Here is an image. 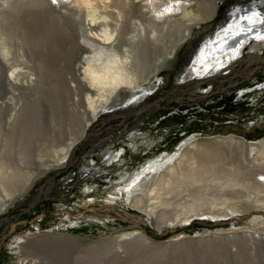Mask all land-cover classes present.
<instances>
[{"label": "bare ground", "instance_id": "1", "mask_svg": "<svg viewBox=\"0 0 264 264\" xmlns=\"http://www.w3.org/2000/svg\"><path fill=\"white\" fill-rule=\"evenodd\" d=\"M226 1L0 0V226L1 219L5 220L9 233L21 225L19 219L16 224L8 220L9 211L19 203L37 200L36 188L42 190L55 179L48 174L75 163L76 150L87 144L95 127L103 126L101 133L113 130L114 134L122 125L125 138L142 137L125 122L127 110L156 91L158 79L175 66L181 51L197 38V31L217 20ZM262 21L264 0H247L232 9L225 23L201 38L200 46L184 57L183 72L175 75L182 79L181 88L194 90L204 83L223 82L248 48L244 68L255 61L264 63ZM211 91L212 87L203 94ZM263 93L264 83H259L240 90L238 97ZM47 112L48 124L43 122ZM114 117L119 120L108 121ZM110 137H105L108 142ZM108 142L93 146L91 153L105 154ZM119 158L112 152L105 155L111 165ZM226 161L236 164L218 174L216 165ZM159 162L142 174H120V192L127 193L128 209L138 214L112 209L107 215L134 225L104 242L118 248L142 243L168 255L172 249L180 252L226 243L232 248L264 245V228L230 229L228 234L210 232L209 236L205 232L165 243L136 229L145 223L164 236L197 220L218 224L224 218L236 222L240 221L236 216L264 215V138H189ZM79 169L80 175L91 172ZM40 194L51 197L45 191ZM89 220L83 216L77 223ZM260 220L256 216L254 225H261ZM99 222L106 228L110 225ZM75 240L26 230L4 244L13 255L33 264H67V255L90 245Z\"/></svg>", "mask_w": 264, "mask_h": 264}, {"label": "rangeland", "instance_id": "2", "mask_svg": "<svg viewBox=\"0 0 264 264\" xmlns=\"http://www.w3.org/2000/svg\"><path fill=\"white\" fill-rule=\"evenodd\" d=\"M245 3L247 0H227L217 20L198 30L197 38L195 37L181 51L175 66L158 79L156 91L143 99L141 103H137L132 109L131 107L129 110L126 109L129 114L132 113L128 118L126 117L127 119L125 118L128 127L136 129L137 136L139 134L143 136L134 140L126 137L115 142L116 135L121 134L124 126L121 125L116 130L114 129V134H111L113 130L101 133L103 126L95 127L91 138H87V144L76 150L75 163L62 169L63 171L56 172L58 174L55 172L48 174L55 176V182L54 185L53 183L52 185L51 183L46 184L44 191L53 199L37 203L33 208H29L28 203H23L9 211L8 220L16 224L14 217L19 215L18 219L21 225H18L6 236V244L11 243L13 237L23 231L36 232L38 230L55 236L65 235L68 238L81 239L93 247L88 250L86 248L91 246L87 245L80 251L68 253L69 255L65 258L67 264H262L264 262V245H256L258 243L255 245L240 244L236 248H232L227 243L217 244L214 248L194 247V249L188 248L180 252L172 249L169 256L164 253L158 254L156 250L142 243H137L136 247L118 248L114 243L103 241L120 231L131 230L129 227L134 225L125 222L124 219H114L107 215L108 213L112 214V209H122L133 215L138 214L128 209L125 202L127 193L120 192L119 185L122 183L119 179L121 178L120 174L126 172L129 175L145 173L148 168L153 166L154 162L160 161V164L167 160L177 151L181 143L189 138L237 136L249 141L264 138V123H262L264 122V93L252 98L240 99L238 97L240 90L264 83L263 62L255 61L244 68L242 61L249 59V48L245 51L241 62L233 67V71L223 82L204 83L194 90H190L181 88L182 77L179 76L181 80H177L175 77L176 74L180 75L183 72L184 57L200 46L198 44L200 39L213 32L216 26L224 24L226 14L232 9ZM262 53H264V47ZM262 58L264 59V54ZM210 87H212V91L205 96L203 93ZM142 104L147 105L143 111L141 110ZM44 107L47 109L48 105L45 103ZM121 108L116 110H125V108ZM47 113L48 115L43 117V122L46 124L49 123L48 120L50 121L49 112ZM116 120H119V117L108 121L115 122ZM104 124L106 125L105 122ZM109 136L111 139L108 142ZM104 141L110 143L105 145V149H107L105 154L102 153L103 151L91 153L93 146L99 147L103 145ZM85 152L89 154L84 156ZM111 152L120 156L112 165L105 160V155ZM233 163L236 164L233 161L224 162V166L221 165L222 163H218L220 166L216 165V172L224 174L231 169L228 165ZM80 166L89 168L91 172L80 175ZM234 168L236 169V167ZM44 179L46 178L42 180ZM35 188L36 186L33 189ZM36 191L40 192L37 188ZM63 209L71 212L72 215H66ZM83 216L90 218L91 221L77 223ZM256 216L261 218L258 223L263 221L261 225H254ZM246 217L247 219L243 220ZM236 218L240 221L235 222L224 218L218 224H215L211 219L197 220L187 226L177 227L174 231H170V234L167 233L164 236L157 234L145 223L136 229L143 230L154 240L165 243L200 236L205 232H208L209 236L210 232L228 234L230 229L245 232L264 228V215L254 214L236 216ZM100 220L110 224L109 227L101 225ZM7 228L9 225L4 222L0 226V234ZM257 246L260 248L258 249ZM255 247L258 249L257 252H255ZM0 264H33V262L21 260L13 255L11 250L5 249L0 253Z\"/></svg>", "mask_w": 264, "mask_h": 264}, {"label": "water", "instance_id": "3", "mask_svg": "<svg viewBox=\"0 0 264 264\" xmlns=\"http://www.w3.org/2000/svg\"><path fill=\"white\" fill-rule=\"evenodd\" d=\"M132 114V113H131ZM131 114H129L128 116H127V118L131 115ZM125 122H126V120H125ZM123 135V131L121 132V134H120V136L119 137H121V139H122V137L123 138H125L124 136H122ZM116 141L117 140H119L117 137H116V139H115ZM53 182H54V179L52 180ZM52 182V183H53ZM44 183H46V180L45 181H43L42 183H40L41 185H43ZM40 188V187H39ZM42 188V187H41ZM40 188V189H41ZM39 189V190H40ZM44 191V189H42V190H40V192L42 193ZM40 192H38V198H37V200H35L34 202H31V203H29L30 201V199H28V201L29 202H26V203H28V207L29 208H33V207H35V205L37 204V203H40V202H43V201H45V200H48V199H50V198H47L46 196H42V194H40ZM41 195V196H40ZM24 204H25V202H23ZM23 203H20L19 205H21V204H23ZM19 216V215H18ZM18 216H16V217H14L16 220L18 219ZM2 222H5V220H3V219H1V225H2ZM8 230L7 229H4V231H3V233H1L0 234V238H1V240H2V245L0 246V253L1 252H3L5 249H8L7 248V246H6V244H4L5 243V238H6V236L11 232L10 230V232L8 233L7 232Z\"/></svg>", "mask_w": 264, "mask_h": 264}, {"label": "snow or ice", "instance_id": "4", "mask_svg": "<svg viewBox=\"0 0 264 264\" xmlns=\"http://www.w3.org/2000/svg\"><path fill=\"white\" fill-rule=\"evenodd\" d=\"M53 2L55 3V0H53ZM262 22H264V21H262Z\"/></svg>", "mask_w": 264, "mask_h": 264}, {"label": "crops", "instance_id": "5", "mask_svg": "<svg viewBox=\"0 0 264 264\" xmlns=\"http://www.w3.org/2000/svg\"><path fill=\"white\" fill-rule=\"evenodd\" d=\"M262 123H264V122H262Z\"/></svg>", "mask_w": 264, "mask_h": 264}]
</instances>
